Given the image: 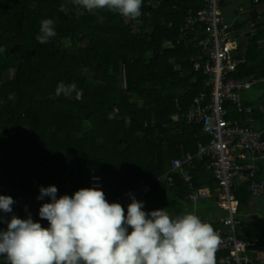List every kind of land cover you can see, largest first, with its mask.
Here are the masks:
<instances>
[{
    "label": "trees",
    "instance_id": "obj_1",
    "mask_svg": "<svg viewBox=\"0 0 264 264\" xmlns=\"http://www.w3.org/2000/svg\"><path fill=\"white\" fill-rule=\"evenodd\" d=\"M63 3L0 0V46L7 49L0 53V195L15 201L12 213L0 217L30 214L46 228L39 209L51 201L37 200L40 187L55 186L57 198L71 196L90 188L93 174L102 176L109 203L142 180L166 173L169 179L154 184L148 199L169 185L178 200L190 202L187 182L171 168L191 143L198 144L200 128L185 117L204 81L191 63L199 51L178 39L186 16L202 2L143 0L140 23L107 10L81 9L78 15L70 3L66 15L59 11ZM45 18L54 20L57 36L40 44L35 37ZM232 76L264 79V69L254 68L249 57ZM60 82L75 83L77 92L56 96ZM180 128L184 143L174 150ZM208 161L195 162L197 188L216 185L211 171L203 174ZM234 190L239 212L251 216L256 195L246 184ZM166 201L165 207L178 205L169 196ZM249 230L259 245L248 254L254 264H264V217Z\"/></svg>",
    "mask_w": 264,
    "mask_h": 264
},
{
    "label": "clouds",
    "instance_id": "obj_2",
    "mask_svg": "<svg viewBox=\"0 0 264 264\" xmlns=\"http://www.w3.org/2000/svg\"><path fill=\"white\" fill-rule=\"evenodd\" d=\"M69 3L78 15L84 14L81 9L92 14L107 10L137 23L143 15V0H65L59 11L67 15ZM54 23L51 18L40 21L35 37L40 44L57 36ZM6 51L0 46V53ZM73 92L75 83L60 82L55 89L56 96ZM39 192L37 200L51 201L39 209L48 227L30 214L27 219L0 217V223H6V230H0L4 264H218L220 234L195 210L175 217L166 209L145 212L144 203L132 197L125 213L121 204L109 203L94 187L59 198L55 186H41ZM14 203L0 195V212L12 213Z\"/></svg>",
    "mask_w": 264,
    "mask_h": 264
},
{
    "label": "built area",
    "instance_id": "obj_3",
    "mask_svg": "<svg viewBox=\"0 0 264 264\" xmlns=\"http://www.w3.org/2000/svg\"><path fill=\"white\" fill-rule=\"evenodd\" d=\"M200 2L202 5L198 9L192 8L186 16L178 44L187 48L195 46L199 51L191 63L204 81V90L194 99L185 119L188 125L200 128L201 135H196L197 151L175 158L171 172L187 182L192 204L215 195L218 206L224 210L220 224H212L222 240L216 254L218 264H254L248 253L258 247L259 239L251 238L243 227L245 218L239 212L240 200L234 188L239 181L246 184L253 195L264 196V181L259 179L263 171L264 129L243 126L228 116L230 111H235L253 117L256 110L264 116V101H259L255 108L247 105L243 98L245 92L259 87L264 79L233 78L232 74L244 60L238 54L239 43L232 37L230 25L226 22L222 0ZM201 137H208L209 141L204 142ZM197 159L210 160L206 168L215 179L214 189L196 187L193 172ZM168 179L169 173L154 181L142 180L136 187L119 195L114 203L121 204L126 213L132 197L145 204L154 184L160 185ZM93 187L104 192V180L99 174L91 176L90 188ZM143 210L148 212L145 206ZM197 215L202 221L211 223L205 216Z\"/></svg>",
    "mask_w": 264,
    "mask_h": 264
},
{
    "label": "crops",
    "instance_id": "obj_4",
    "mask_svg": "<svg viewBox=\"0 0 264 264\" xmlns=\"http://www.w3.org/2000/svg\"><path fill=\"white\" fill-rule=\"evenodd\" d=\"M222 10L227 15L226 22L230 25L232 37L239 43L238 54L244 60V65L250 57L254 62V68L264 69V0H222ZM243 98L247 104L255 106L259 101H264V83L259 88L253 89L249 93H244ZM230 113L232 116L231 121L233 122L259 130L264 129V116L260 114L251 117L235 111H230ZM150 134L153 135L154 132H150ZM181 134V128L175 132L177 144L175 143L174 150L180 149L184 143L181 140ZM197 149L198 145L191 143L188 146L187 152L195 153ZM203 167L205 168L203 174L207 171L209 172L205 166ZM262 167L263 171L260 175V180L264 181V159ZM239 184L238 181L236 185ZM207 187L210 186L206 185L201 188ZM157 192L158 195L150 197L146 202L145 208L148 212L166 209L170 214L181 215L195 210L196 214L205 216L213 225L220 224L225 215L224 210L218 206L215 195L200 201L198 204H192L187 200H178L177 193L169 185ZM168 196L173 201L177 200L178 205L174 206L172 203L165 207L164 203L168 202L166 201ZM260 216L264 217V196H256L251 216H244L245 222L243 227L251 238L256 237L250 235V226Z\"/></svg>",
    "mask_w": 264,
    "mask_h": 264
},
{
    "label": "rangeland",
    "instance_id": "obj_5",
    "mask_svg": "<svg viewBox=\"0 0 264 264\" xmlns=\"http://www.w3.org/2000/svg\"><path fill=\"white\" fill-rule=\"evenodd\" d=\"M261 86V85H260ZM259 86V87H260ZM259 87H253L251 90H249V91H247L248 93L249 92H251V91H253V89H256V88H259ZM246 93V92H245ZM101 176V175H100ZM102 177V176H101ZM216 201H218V199L216 198ZM146 205V203L144 204V206ZM170 215H172L173 217H175V216H177L176 214H170Z\"/></svg>",
    "mask_w": 264,
    "mask_h": 264
}]
</instances>
